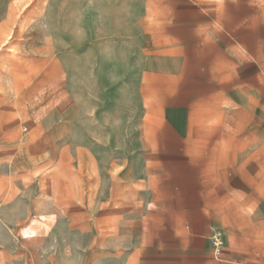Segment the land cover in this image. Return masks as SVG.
I'll return each instance as SVG.
<instances>
[{
    "label": "rangeland",
    "instance_id": "obj_1",
    "mask_svg": "<svg viewBox=\"0 0 264 264\" xmlns=\"http://www.w3.org/2000/svg\"><path fill=\"white\" fill-rule=\"evenodd\" d=\"M150 6L186 5L0 0V264H264V49L198 74L178 144L121 74Z\"/></svg>",
    "mask_w": 264,
    "mask_h": 264
},
{
    "label": "crops",
    "instance_id": "obj_2",
    "mask_svg": "<svg viewBox=\"0 0 264 264\" xmlns=\"http://www.w3.org/2000/svg\"><path fill=\"white\" fill-rule=\"evenodd\" d=\"M178 1L186 6L145 8L141 31L130 33L126 70L121 74L139 78L134 87L138 92H143L150 74L161 79L155 83L156 92L169 95L159 99L163 125L171 129L178 144H188L184 129L187 113L198 103L192 84L198 74H246L241 63L247 60L241 51L254 63L263 62L264 0ZM165 74L178 81L167 84L162 81ZM146 139L141 137L144 147ZM155 143L165 144L160 137ZM193 236L203 238L204 234L193 231ZM202 242L206 244L205 239Z\"/></svg>",
    "mask_w": 264,
    "mask_h": 264
},
{
    "label": "built area",
    "instance_id": "obj_3",
    "mask_svg": "<svg viewBox=\"0 0 264 264\" xmlns=\"http://www.w3.org/2000/svg\"><path fill=\"white\" fill-rule=\"evenodd\" d=\"M222 241H221V236L219 233H214L212 236V244H213V248L216 254H218L220 252V245H221Z\"/></svg>",
    "mask_w": 264,
    "mask_h": 264
}]
</instances>
